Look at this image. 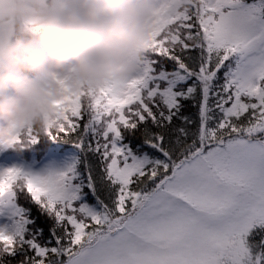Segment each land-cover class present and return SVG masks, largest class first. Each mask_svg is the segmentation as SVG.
<instances>
[{
    "label": "snow or ice",
    "instance_id": "obj_1",
    "mask_svg": "<svg viewBox=\"0 0 264 264\" xmlns=\"http://www.w3.org/2000/svg\"><path fill=\"white\" fill-rule=\"evenodd\" d=\"M149 2L138 72L0 146V264H264V0Z\"/></svg>",
    "mask_w": 264,
    "mask_h": 264
},
{
    "label": "clouds",
    "instance_id": "obj_2",
    "mask_svg": "<svg viewBox=\"0 0 264 264\" xmlns=\"http://www.w3.org/2000/svg\"><path fill=\"white\" fill-rule=\"evenodd\" d=\"M149 0H0V146L30 151L53 101L139 71ZM19 137V142L11 141Z\"/></svg>",
    "mask_w": 264,
    "mask_h": 264
},
{
    "label": "trees",
    "instance_id": "obj_3",
    "mask_svg": "<svg viewBox=\"0 0 264 264\" xmlns=\"http://www.w3.org/2000/svg\"><path fill=\"white\" fill-rule=\"evenodd\" d=\"M185 103L187 104V108L185 109L186 114L192 115L193 118H195L196 108H194L192 106V102L191 101H186ZM137 142H139V141H137ZM21 203H23V201H21ZM34 214H35V210H34Z\"/></svg>",
    "mask_w": 264,
    "mask_h": 264
}]
</instances>
